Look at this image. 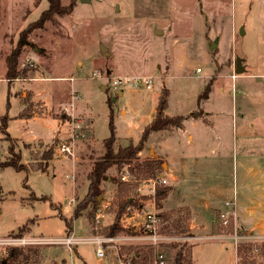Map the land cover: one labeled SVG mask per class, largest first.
<instances>
[{"label":"rangeland","instance_id":"rangeland-1","mask_svg":"<svg viewBox=\"0 0 264 264\" xmlns=\"http://www.w3.org/2000/svg\"><path fill=\"white\" fill-rule=\"evenodd\" d=\"M60 4L66 11L33 28L29 43L15 56L21 32L40 17L49 1L0 0V115L9 116L6 131L0 121V162L15 158L12 150L21 152L20 162L25 164L21 169L0 165V236L128 237L104 243L103 257L91 241L72 248L59 242L22 248L39 250L35 264H120L124 259L130 264L136 251L153 246L129 236L143 231L146 212L156 211L167 221L163 233L200 236L153 247L154 253L165 251L170 264L182 247L187 264H264V239L236 237L237 229L232 232L223 222L234 221L231 209H220L231 194L232 151L237 150L234 108L264 110V81H257L264 79V0H60ZM237 56L246 65L239 74ZM10 58L20 74L11 79ZM145 77L152 80L151 88L133 85ZM208 84L209 97L199 99ZM247 85L254 91L250 97L242 91ZM164 88L169 89L167 115L188 116L193 111L204 115L203 108L213 113L206 120H184L194 144L175 128L151 132L136 159L109 168L100 204L75 215L76 205L89 191L88 173L111 136V121L116 150L130 141L138 143ZM26 113L44 118L26 123L17 116ZM54 119L62 131L56 136ZM222 138L229 143V153L217 149ZM63 144L70 146L69 152L61 150ZM51 149L54 157L47 160ZM152 158L159 167L149 177L136 164ZM168 160L177 173H186L184 188L172 180ZM41 164L47 166L45 171L38 168ZM126 171L127 181L122 179ZM159 186L169 188L160 203ZM127 197L133 202L125 206L120 222L129 231L110 235L107 228ZM104 202L110 206L96 223L95 214ZM209 202L215 207H202ZM131 215L135 218L129 219Z\"/></svg>","mask_w":264,"mask_h":264},{"label":"trees","instance_id":"trees-1","mask_svg":"<svg viewBox=\"0 0 264 264\" xmlns=\"http://www.w3.org/2000/svg\"><path fill=\"white\" fill-rule=\"evenodd\" d=\"M49 1V7L43 11L40 15V17L32 22L29 27L24 29L21 32V36L18 42V50L15 51V56H18L19 49L29 43L27 41V35L28 33L35 27H41L47 20L51 19L53 14L55 13H62L63 11H66L65 8H63L60 4V0H48ZM16 72V63L15 60L10 58L9 60V70L7 73L8 78L12 77H18L15 75ZM19 73H17L18 75ZM20 75V74H19ZM210 92V84L206 86V89L203 91V93L200 94L199 99L207 98L209 97ZM168 96H169V89L164 88L161 90L158 104L156 108V113L151 120V122L145 127L142 136L138 143H133L130 141L125 146H120L117 150L115 149V134H114V125L111 121L110 127H111V136L105 139L104 141V147L105 151L98 159L95 160L92 169L88 173V179H89V191L86 195L84 201L80 202L78 205H76L75 209V215H78L82 212V210L89 207V205H92L93 207H96L101 202L102 197V189L101 184L104 180L108 179L107 171L109 168H111L114 164H122V163H130L134 159L138 157V153L143 149L144 142L147 140L149 134L153 131H158L162 129H172V128H183L184 127V120L187 118L185 115H174L169 116L166 114L165 110L168 106ZM189 116H199L196 112H192ZM0 121L2 122V128L4 131L7 130L8 124H9V116L6 115H0ZM8 136H10L8 134ZM13 154L15 155V158H11L7 161L0 162V165H13L17 169H21L25 167V164L20 162L21 159V152L18 154H15L14 151L11 150ZM53 150L51 149V152L49 156H47V160L52 159L54 156ZM138 169L143 173H148L149 177H152V175H156V169L159 167V163L156 159L152 158L151 160L144 161L143 163L136 164ZM39 169L45 171L47 169V166L40 165L38 166ZM168 187H162L159 186L156 189V195H157V201L160 203L161 199L166 196L168 193ZM45 198V197H44ZM101 198V199H100ZM132 197H127L126 199L121 200L120 202V209L118 211L117 216L115 217L114 222L107 228V233L110 235L117 234L121 231H129L127 230L120 222L121 216L125 210V206L128 204H132L133 200ZM162 215V214H161ZM163 216V215H162ZM164 217V216H163ZM165 219V217H164ZM229 226L231 227V231L233 232L236 230L235 221L228 219ZM71 224H68V227H70ZM71 228V227H70ZM183 248V247H182ZM179 249L176 253V256L174 258V261L172 264H187L186 255L184 254L183 249ZM131 249V248H130ZM149 251H143L138 250L134 253L132 259L129 260L130 264H153L154 257L151 260L152 255H156V252L154 253V248L148 247ZM40 252L36 249L31 248H22V247H12L9 248L5 255L0 259V264H35L34 261H38L37 256H39ZM33 258L35 260L32 262ZM124 259V258H123ZM124 264H126V259H124Z\"/></svg>","mask_w":264,"mask_h":264},{"label":"crops","instance_id":"crops-1","mask_svg":"<svg viewBox=\"0 0 264 264\" xmlns=\"http://www.w3.org/2000/svg\"><path fill=\"white\" fill-rule=\"evenodd\" d=\"M242 60L243 66L246 69L244 59L242 58ZM235 77L236 79H250L249 76ZM257 81L263 82L264 79H259V77H257ZM245 88L242 89L243 94L246 97L252 96L254 91L251 86H245ZM261 103L263 104L264 100H261ZM248 108L249 107H245V105H243L240 110L234 108V134L236 135L234 141H236L237 150L232 151V186H230L229 189L231 194L230 197L226 199L225 205L220 207V209H231L237 230H241V232L236 230V237H243L245 239H264V110L256 113L253 110H248ZM203 110L204 115H188L187 118L191 120H206L208 116L213 115V113L206 108H203ZM17 116L26 123L30 120L44 118V116L39 115V113H26L23 116ZM54 120L58 127H56V136L57 134H62V131H59L60 125L58 124V120ZM175 129L179 132L185 133L184 135H186L187 141L190 145L194 144V141H196L194 140V134L190 132V130L185 129V124L183 128ZM37 139L38 137H35L33 140ZM219 140L220 144L217 149L222 151V154L229 153L230 147L228 141L224 138ZM188 157L189 156L186 155L185 159ZM173 158L175 159L176 157L174 156ZM176 169L177 167L173 166L172 162L168 160V172L171 173L172 180L175 183L182 185V188H184L187 185L186 173H177ZM190 206L193 208L192 205ZM202 207L210 209L215 206H213L212 202H209L205 203V206ZM129 217V219L135 218L133 215ZM191 227H194V224H191Z\"/></svg>","mask_w":264,"mask_h":264},{"label":"built area","instance_id":"built-area-1","mask_svg":"<svg viewBox=\"0 0 264 264\" xmlns=\"http://www.w3.org/2000/svg\"><path fill=\"white\" fill-rule=\"evenodd\" d=\"M201 69L198 68V71ZM139 84L146 85L147 88L152 87V80L150 78H142L135 83H133L134 86H138ZM62 151H70V146L68 144L62 145ZM129 171H126L122 179L127 181L129 179ZM159 181L162 183H167V180L164 178H158ZM156 189V188H155ZM110 204L108 202H104L99 208L97 209V212L95 214V221L96 223L101 222L103 217V211L109 208ZM225 224L228 223V219H224L223 221ZM167 224V221L164 219V217L161 215L160 212L156 211H148L144 215V221H143V231L136 235H131L129 237H134L139 239L140 241H144L146 243H149L154 248L160 246L163 243H166L168 241H171L172 239H196L200 238L199 236L193 235V236H176L171 237L161 231L162 227ZM128 237H117V236H104L100 233H95L92 236L88 237H77L73 233H68L64 237L60 239H53V238H46L42 236H21V237H9L4 238L0 236V259L5 255L6 251L11 247H23V246H30V245H36V244H42V243H49V242H59L62 244L67 245L69 248H72V245L78 244L80 242L85 241H91L97 244V254L100 257L105 256V251L103 249V244L110 241L115 240H121ZM120 264H124V261L120 262ZM153 264H170L168 261L167 253L163 250L156 249V255L154 257Z\"/></svg>","mask_w":264,"mask_h":264},{"label":"water","instance_id":"water-1","mask_svg":"<svg viewBox=\"0 0 264 264\" xmlns=\"http://www.w3.org/2000/svg\"><path fill=\"white\" fill-rule=\"evenodd\" d=\"M81 2H91V0H80ZM241 31L243 32L244 29L243 27H241ZM218 44V39L213 41L210 45L211 48H215ZM242 57L241 56H237L236 57V68H235V72L236 73H242L244 70H245V67L243 66V63H242Z\"/></svg>","mask_w":264,"mask_h":264}]
</instances>
